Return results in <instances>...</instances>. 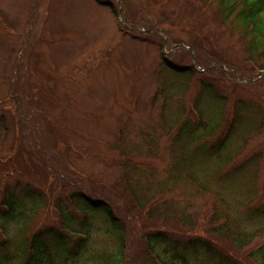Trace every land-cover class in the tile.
<instances>
[{
    "label": "rangeland",
    "instance_id": "1",
    "mask_svg": "<svg viewBox=\"0 0 264 264\" xmlns=\"http://www.w3.org/2000/svg\"><path fill=\"white\" fill-rule=\"evenodd\" d=\"M193 4L0 0L2 264H34L32 236L47 264H98L121 235L122 264H139L145 236L169 264H261L264 60L250 71L240 30L229 36L215 3ZM171 207L193 231L171 229ZM57 209L89 236L76 257ZM210 219L252 237L238 250L210 240Z\"/></svg>",
    "mask_w": 264,
    "mask_h": 264
},
{
    "label": "trees",
    "instance_id": "2",
    "mask_svg": "<svg viewBox=\"0 0 264 264\" xmlns=\"http://www.w3.org/2000/svg\"><path fill=\"white\" fill-rule=\"evenodd\" d=\"M197 1V0H196ZM203 4L211 7L213 3H215L218 7L217 11L218 13H214V15H217V18L219 19L220 23L222 25L226 26L229 29V36H233L235 33L234 31L239 29L240 30V36L244 37L246 40L245 43V54L246 59L245 61L249 70L252 72H260V68L257 67L255 62L253 61V57H256L259 60H264V0H201ZM194 0H185V7L189 9V7H194L193 4ZM249 39V40H248ZM220 57L221 55L218 54ZM222 59V57H221ZM167 65V63H165ZM173 71H179L184 72L186 69L181 70V68H177L171 66ZM248 68H245L242 66L241 70H247ZM188 70V69H187ZM126 183V182H125ZM128 185V184H127ZM131 192V190H130ZM132 196V200H135L137 203V197L134 195L133 192L130 193V197ZM82 200H79L80 203H84L89 208H95L102 212V214L107 215L109 217L110 227L118 228V224L112 216V212L109 210V207L107 204H105L102 201H96L94 199H91L89 197L81 196ZM125 197H127L125 195ZM72 199V197H71ZM9 201V202H8ZM6 205L8 209L6 212L9 211V220L6 219V223L9 224V221L15 220L14 214H13V203L9 199L6 198ZM59 214V219L63 220L62 227L65 228L68 232H71V236L76 240V245H78L77 248L74 247V249L71 250V254L76 257L78 256V253L81 249V246L86 244V240L89 239V236L86 233L82 232L81 234L73 233L74 231L70 229L69 225V219L65 218V214L60 213V211L57 209ZM75 212L78 211L74 210ZM79 212V211H78ZM80 213V212H79ZM8 214V213H7ZM5 214L4 216H6ZM3 215V214H2ZM164 215V214H163ZM86 215L83 214V217ZM164 222L166 220L165 216H163ZM67 219V220H64ZM158 221H162L160 217L157 219ZM212 219H210V224L208 228V232L205 230H201V234L206 235V237L210 240H214L217 242H223L224 245H231L230 247L234 248L235 250L243 248L247 241H245L244 238H250V236L243 237V233L238 234L239 237L235 236L233 233H230L228 229L223 230L224 225H221L220 227L215 226L216 224L211 223ZM85 222V221H84ZM14 223V222H13ZM59 231L62 232L61 227L59 225L56 226ZM171 229L174 227L177 230H183L189 227V230L193 231L194 229V223H190L188 217L178 215L175 210L171 207ZM4 227L0 226V233H2ZM2 231V232H1ZM57 232V231H55ZM84 233V234H83ZM3 234V233H2ZM52 241H55L56 233H54ZM83 234V235H82ZM18 235V234H17ZM19 236V235H18ZM155 236H145V238H140L141 243V251L139 252V259L137 263L139 264H169L167 262H163L161 260L160 255L156 252L155 249L159 247V244H161V241L159 238ZM38 239L36 237L32 236V242L28 243V248H24V252L26 249L30 250L31 255H29L28 260L34 264H47L43 255L45 253V249L40 243V248L42 247V251L40 252L39 247L37 245ZM81 241L82 244H81ZM119 250L118 253L113 255H108L105 252H98L94 257L93 261H98V264H122V259H124V253L126 250V246L124 244V235L119 236ZM8 242V241H7ZM6 242V243H7ZM209 251V249H208ZM30 252H28L30 254ZM40 252V253H39ZM37 253V254H36ZM231 253H234L231 251ZM260 263L264 264V245L260 249L259 253ZM117 256V257H116ZM31 257V258H30ZM138 258V257H137ZM171 264H176L173 261L170 262ZM0 264L1 259H0ZM182 264H188L185 260H183Z\"/></svg>",
    "mask_w": 264,
    "mask_h": 264
},
{
    "label": "water",
    "instance_id": "3",
    "mask_svg": "<svg viewBox=\"0 0 264 264\" xmlns=\"http://www.w3.org/2000/svg\"><path fill=\"white\" fill-rule=\"evenodd\" d=\"M118 14H119V18H120V16H121V10L120 9L118 10Z\"/></svg>",
    "mask_w": 264,
    "mask_h": 264
}]
</instances>
